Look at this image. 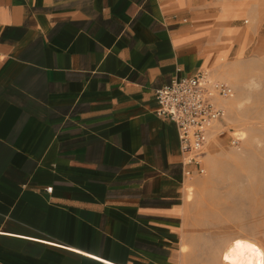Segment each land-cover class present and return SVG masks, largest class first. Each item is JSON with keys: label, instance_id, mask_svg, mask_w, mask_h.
<instances>
[{"label": "crops", "instance_id": "0c3cea01", "mask_svg": "<svg viewBox=\"0 0 264 264\" xmlns=\"http://www.w3.org/2000/svg\"><path fill=\"white\" fill-rule=\"evenodd\" d=\"M245 5L0 0V264H230L155 92L227 54Z\"/></svg>", "mask_w": 264, "mask_h": 264}, {"label": "rangeland", "instance_id": "374dc122", "mask_svg": "<svg viewBox=\"0 0 264 264\" xmlns=\"http://www.w3.org/2000/svg\"><path fill=\"white\" fill-rule=\"evenodd\" d=\"M244 1L228 22L238 31L213 47L227 54L205 69L233 95L213 98L226 114L205 148V173L194 176L189 214L198 240L226 246L230 264H264V0Z\"/></svg>", "mask_w": 264, "mask_h": 264}, {"label": "built area", "instance_id": "2783aa9c", "mask_svg": "<svg viewBox=\"0 0 264 264\" xmlns=\"http://www.w3.org/2000/svg\"><path fill=\"white\" fill-rule=\"evenodd\" d=\"M157 114L173 121L178 128L185 174L188 177L205 173L204 154L210 134L221 125L225 108L213 98H229L233 87L209 78L206 70L174 78L155 92ZM234 143H238V139Z\"/></svg>", "mask_w": 264, "mask_h": 264}, {"label": "bare ground", "instance_id": "6f19581e", "mask_svg": "<svg viewBox=\"0 0 264 264\" xmlns=\"http://www.w3.org/2000/svg\"><path fill=\"white\" fill-rule=\"evenodd\" d=\"M207 71V70H206ZM208 72V71H207ZM209 73V72H208ZM209 78H211V79H213L212 77H211V75L209 74Z\"/></svg>", "mask_w": 264, "mask_h": 264}, {"label": "snow or ice", "instance_id": "6c2138e0", "mask_svg": "<svg viewBox=\"0 0 264 264\" xmlns=\"http://www.w3.org/2000/svg\"><path fill=\"white\" fill-rule=\"evenodd\" d=\"M239 243V242H238ZM226 259H227V257H226Z\"/></svg>", "mask_w": 264, "mask_h": 264}]
</instances>
